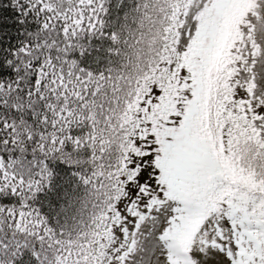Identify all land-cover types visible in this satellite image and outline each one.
I'll return each instance as SVG.
<instances>
[{
    "label": "snow or ice",
    "instance_id": "1",
    "mask_svg": "<svg viewBox=\"0 0 264 264\" xmlns=\"http://www.w3.org/2000/svg\"><path fill=\"white\" fill-rule=\"evenodd\" d=\"M0 264H264V0H0Z\"/></svg>",
    "mask_w": 264,
    "mask_h": 264
}]
</instances>
